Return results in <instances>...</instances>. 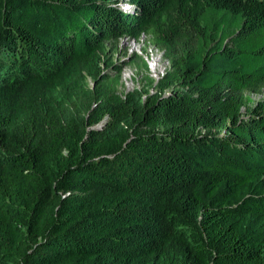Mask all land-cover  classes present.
Wrapping results in <instances>:
<instances>
[{
  "label": "trees",
  "instance_id": "16d2710c",
  "mask_svg": "<svg viewBox=\"0 0 264 264\" xmlns=\"http://www.w3.org/2000/svg\"><path fill=\"white\" fill-rule=\"evenodd\" d=\"M0 264H264V0H0Z\"/></svg>",
  "mask_w": 264,
  "mask_h": 264
},
{
  "label": "rangeland",
  "instance_id": "374dc122",
  "mask_svg": "<svg viewBox=\"0 0 264 264\" xmlns=\"http://www.w3.org/2000/svg\"><path fill=\"white\" fill-rule=\"evenodd\" d=\"M119 7L123 10H131L133 8L124 2L119 3ZM134 55L140 56L144 60L147 70L137 67L129 61V58H133ZM108 57L120 69V85L118 88L124 91L140 88L147 77L157 81L164 72V68L168 66V62L162 56L161 50L155 47L152 42V36L147 33L136 40L123 36L114 40V42L112 41L108 50ZM104 73L112 75L114 70L112 68H104ZM247 96L254 101L260 97V95L252 93H247Z\"/></svg>",
  "mask_w": 264,
  "mask_h": 264
},
{
  "label": "clouds",
  "instance_id": "9594fccd",
  "mask_svg": "<svg viewBox=\"0 0 264 264\" xmlns=\"http://www.w3.org/2000/svg\"><path fill=\"white\" fill-rule=\"evenodd\" d=\"M155 64H156V62H155ZM165 69V68H164ZM162 73V72H161ZM162 75V74H161Z\"/></svg>",
  "mask_w": 264,
  "mask_h": 264
}]
</instances>
